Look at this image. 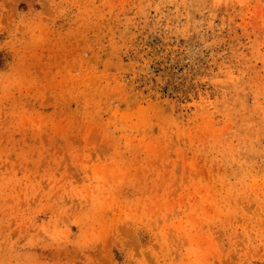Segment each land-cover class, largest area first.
Segmentation results:
<instances>
[{
    "label": "rangeland",
    "instance_id": "obj_1",
    "mask_svg": "<svg viewBox=\"0 0 264 264\" xmlns=\"http://www.w3.org/2000/svg\"><path fill=\"white\" fill-rule=\"evenodd\" d=\"M0 264H264V0H0Z\"/></svg>",
    "mask_w": 264,
    "mask_h": 264
}]
</instances>
